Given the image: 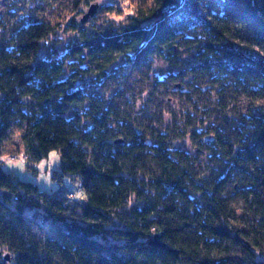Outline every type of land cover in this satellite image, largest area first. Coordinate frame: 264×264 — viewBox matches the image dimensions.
I'll list each match as a JSON object with an SVG mask.
<instances>
[{
    "label": "trees",
    "instance_id": "trees-1",
    "mask_svg": "<svg viewBox=\"0 0 264 264\" xmlns=\"http://www.w3.org/2000/svg\"><path fill=\"white\" fill-rule=\"evenodd\" d=\"M151 1L134 23L83 34L61 57L43 47L53 32L44 21L0 38V247L14 264H264V0ZM119 56L132 68L163 57L183 92L187 75L232 91L230 131L206 138L217 165L202 172L174 145L180 136L85 91L94 71L82 63L90 57L107 77ZM16 125L29 166L60 151L78 199L3 168ZM235 195L252 223L236 214ZM41 219L57 223L54 236ZM159 233L168 248L151 244Z\"/></svg>",
    "mask_w": 264,
    "mask_h": 264
},
{
    "label": "rangeland",
    "instance_id": "rangeland-1",
    "mask_svg": "<svg viewBox=\"0 0 264 264\" xmlns=\"http://www.w3.org/2000/svg\"><path fill=\"white\" fill-rule=\"evenodd\" d=\"M151 4V0H0V17L4 23L0 28V38H7L15 27L29 21H44L50 23L53 32L43 42V47L46 52L61 57L73 45L82 42L83 34L91 36L93 33L116 32L134 23L140 17V11ZM92 5L96 7L91 11ZM180 57L195 59L192 52H183ZM90 60L89 57L82 63L94 71L85 74L81 80L85 91L101 94L114 104L130 109L134 117H142L146 124L168 130L173 136H180L174 145L194 154L201 161L202 172H208L212 165H217L213 160V153L206 149L209 142L206 138H214L219 131H230L229 124L234 115L231 106H228L234 96L230 89L221 91V86L213 87L208 81H198L192 75H187L183 86L189 91H174L175 83L168 76L171 72L178 71V68L163 57H156L150 66L132 68L126 64L123 56H119L107 68L106 71L110 74L101 78L96 74L97 64ZM160 80H165L166 83L159 82ZM207 85L209 88L202 90ZM221 103L227 111L219 106ZM22 131L19 125L14 126L4 141L3 168L23 180L38 184L47 193L71 192L72 198L76 193L78 197L75 177L60 174V151L53 150L35 166H29L30 163L22 154L25 151L21 140ZM13 155L15 158H12ZM233 206L241 218L248 219L251 223L255 220L237 195L233 199ZM28 213L34 215L36 212L29 210ZM38 217L42 218L43 214L40 212ZM41 221L45 225V233L54 236L57 223L50 219ZM7 254L11 256L8 249L0 247V264H14L11 257L6 259Z\"/></svg>",
    "mask_w": 264,
    "mask_h": 264
},
{
    "label": "water",
    "instance_id": "water-1",
    "mask_svg": "<svg viewBox=\"0 0 264 264\" xmlns=\"http://www.w3.org/2000/svg\"><path fill=\"white\" fill-rule=\"evenodd\" d=\"M95 7H96V5H93V6L91 7V11L94 10ZM85 18H86V15H85V17L83 18V20H85ZM180 87H181V85H180V84H177V85L174 86L173 89H174L175 91H178V90L180 89ZM183 91H184V89H183ZM211 139H212V137H208V138H207V140H211ZM117 143H118V144H122V143H123V140H122V139H119V140H117ZM161 236H162L161 233L156 234L155 237L153 238V240L151 241V244L154 245V246H159V247H165V248H168L167 244L161 241ZM6 259H10V255H9V254L6 255Z\"/></svg>",
    "mask_w": 264,
    "mask_h": 264
},
{
    "label": "built area",
    "instance_id": "built-area-1",
    "mask_svg": "<svg viewBox=\"0 0 264 264\" xmlns=\"http://www.w3.org/2000/svg\"><path fill=\"white\" fill-rule=\"evenodd\" d=\"M12 158H15V155H13ZM74 198L78 199V197H77V193H76V195L74 196Z\"/></svg>",
    "mask_w": 264,
    "mask_h": 264
}]
</instances>
